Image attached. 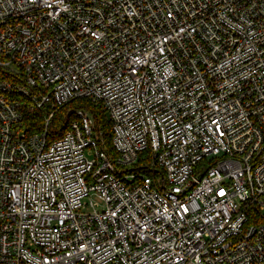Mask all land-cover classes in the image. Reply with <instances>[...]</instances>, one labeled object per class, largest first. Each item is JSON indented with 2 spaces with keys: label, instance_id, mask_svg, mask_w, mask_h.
<instances>
[{
  "label": "built area",
  "instance_id": "2783aa9c",
  "mask_svg": "<svg viewBox=\"0 0 264 264\" xmlns=\"http://www.w3.org/2000/svg\"><path fill=\"white\" fill-rule=\"evenodd\" d=\"M0 68V264H264V0H0Z\"/></svg>",
  "mask_w": 264,
  "mask_h": 264
},
{
  "label": "trees",
  "instance_id": "16d2710c",
  "mask_svg": "<svg viewBox=\"0 0 264 264\" xmlns=\"http://www.w3.org/2000/svg\"><path fill=\"white\" fill-rule=\"evenodd\" d=\"M0 79H9V76L6 75V73L0 68ZM88 103L87 100H76L72 102L71 104L60 108L54 117V121L52 123L51 128V135L48 136L49 141H52L54 139H58L63 136L65 131L68 128V123H70L71 120L75 118V114L73 112L74 108L83 107L84 104ZM89 110L93 114L95 121L99 126H101L102 131L104 133V146L106 149V152L109 156L112 158H116V153L112 147V134L110 130V120L108 119L106 113L102 111L100 106H94L89 105ZM48 116V113L43 112H33V111H26V116L24 119V128L28 133H37L44 129L45 125V119ZM145 160H148L150 157V152L147 151L141 155V159L139 162L135 165L134 171L140 170L146 173H151V169L145 167L142 162Z\"/></svg>",
  "mask_w": 264,
  "mask_h": 264
}]
</instances>
